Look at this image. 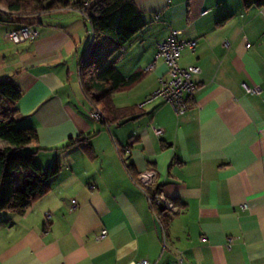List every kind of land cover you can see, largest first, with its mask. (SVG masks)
<instances>
[{
    "label": "crops",
    "instance_id": "0c3cea01",
    "mask_svg": "<svg viewBox=\"0 0 264 264\" xmlns=\"http://www.w3.org/2000/svg\"><path fill=\"white\" fill-rule=\"evenodd\" d=\"M134 3L146 24L110 59L122 82L104 102L107 121L90 117L81 84L93 32L80 10L0 20V80L22 91L15 107L19 125L37 131L35 164L60 165L24 212L0 211V264H264V5ZM24 25L37 36L19 43L6 36ZM172 30L197 41L181 51L180 66L201 69L181 115L161 99L144 102L168 76L155 54ZM70 139L88 148L67 146ZM149 168L154 187L177 207L161 212L165 223L136 184ZM13 179L15 189L23 186V175Z\"/></svg>",
    "mask_w": 264,
    "mask_h": 264
},
{
    "label": "trees",
    "instance_id": "16d2710c",
    "mask_svg": "<svg viewBox=\"0 0 264 264\" xmlns=\"http://www.w3.org/2000/svg\"><path fill=\"white\" fill-rule=\"evenodd\" d=\"M3 0H0V2ZM8 7V15H0V20L19 12L27 7L37 5L46 10L71 7L83 9L84 16L93 32L92 45L81 63V84L89 101L99 108L107 121L104 103L113 90L122 82V77L114 63L110 60L122 47L146 24L142 13L134 0H4ZM47 2V3H46ZM244 7L263 6L264 0H242ZM22 91L10 79L0 80V211L22 213L37 198L48 191V181L58 173L60 165L54 162L40 169L34 162V154L38 150H30L38 141L34 127L20 126L15 102L21 97ZM87 144L80 139H70L67 146ZM15 170H22L23 186L13 187ZM161 210L158 215H161ZM163 223L168 216H160Z\"/></svg>",
    "mask_w": 264,
    "mask_h": 264
},
{
    "label": "built area",
    "instance_id": "2783aa9c",
    "mask_svg": "<svg viewBox=\"0 0 264 264\" xmlns=\"http://www.w3.org/2000/svg\"><path fill=\"white\" fill-rule=\"evenodd\" d=\"M89 3H85V7L80 9L84 15L85 8ZM180 30H172L168 37L156 43L155 60H162L167 67V78L160 77L156 88H154L150 94H148L144 102H151L155 99H161L169 103L176 115L185 113L189 108V100L193 98L195 92V84L192 81V75L201 72V69L197 65H189L182 67L179 64V58L181 51L188 47L191 51L195 50L197 44L196 40H183L178 38ZM38 31L36 28L24 25L19 28L13 29L6 33V36L14 43H19L37 36ZM225 46L229 45L228 41H225ZM154 68V62L149 64L146 70ZM247 93H260L258 86H245ZM90 117L96 121H106L102 111L92 106L90 111ZM156 133H160L159 129H154ZM128 150V149H126ZM157 178V172L154 169H146L140 172L136 177V184L145 193L149 206L152 209H158L162 212H175L177 210L176 205L171 201L166 194L158 188H155V182ZM90 189H94L93 185L89 186ZM75 203V200H72ZM106 230H102L99 238L106 235ZM163 245L165 244V232L163 230ZM235 238L229 236L226 241V247L230 248L234 243ZM178 263H181L182 258L178 257ZM128 264H149L147 260L141 259L139 261H132Z\"/></svg>",
    "mask_w": 264,
    "mask_h": 264
},
{
    "label": "rangeland",
    "instance_id": "374dc122",
    "mask_svg": "<svg viewBox=\"0 0 264 264\" xmlns=\"http://www.w3.org/2000/svg\"><path fill=\"white\" fill-rule=\"evenodd\" d=\"M48 1H50V0H48ZM75 1H77V0H70L71 3L75 2ZM43 10H46V9L40 8L37 5H32L30 7H27L25 10L19 12V15L25 17L26 19H28V18H31V16L34 15L35 13H39V12H41ZM8 14H9V12H8V7L6 5V1L3 0V1L0 2V15H8ZM87 24L89 26V23H87ZM77 88H78V90L80 92V88H79L78 84H77ZM4 145H5L4 142L0 140V147H2ZM13 174H14V177L16 178L15 184H17L20 181V179L22 178L23 171L22 170H15L13 172Z\"/></svg>",
    "mask_w": 264,
    "mask_h": 264
}]
</instances>
